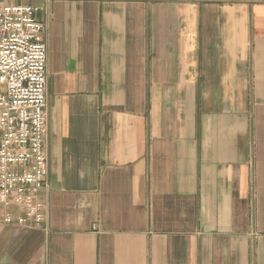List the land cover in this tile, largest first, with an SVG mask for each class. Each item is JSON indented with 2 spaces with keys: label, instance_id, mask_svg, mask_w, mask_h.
<instances>
[{
  "label": "crops",
  "instance_id": "1",
  "mask_svg": "<svg viewBox=\"0 0 264 264\" xmlns=\"http://www.w3.org/2000/svg\"><path fill=\"white\" fill-rule=\"evenodd\" d=\"M37 18L48 227L0 226V264H264V0H57Z\"/></svg>",
  "mask_w": 264,
  "mask_h": 264
},
{
  "label": "built area",
  "instance_id": "2",
  "mask_svg": "<svg viewBox=\"0 0 264 264\" xmlns=\"http://www.w3.org/2000/svg\"><path fill=\"white\" fill-rule=\"evenodd\" d=\"M55 1L0 0V209L21 211L0 214V226L48 227L46 24L37 14Z\"/></svg>",
  "mask_w": 264,
  "mask_h": 264
}]
</instances>
